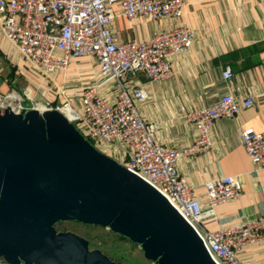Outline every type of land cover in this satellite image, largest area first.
Masks as SVG:
<instances>
[{
  "label": "built area",
  "instance_id": "built-area-1",
  "mask_svg": "<svg viewBox=\"0 0 264 264\" xmlns=\"http://www.w3.org/2000/svg\"><path fill=\"white\" fill-rule=\"evenodd\" d=\"M186 0H0V33L17 49L25 66L54 82L66 76L70 66L82 57H93L100 77L81 87L79 109L66 98L60 106L47 102L39 109L61 110L97 148L137 173L157 190L193 225L218 264H256L239 257L247 246L264 241V216L209 229L203 219L215 206L237 198L242 192L240 177L224 174L204 182L209 207L194 187L181 176V157L197 153L209 143V129L220 118H232L253 103L251 96L222 95L213 103L187 113L198 130V138L183 148L157 141L156 125L139 113L137 102L147 97L143 86L128 85L129 74L144 71L151 78L173 73L171 55L191 47L195 31L178 25L156 32L144 40H122L111 28L113 6L132 18L179 17ZM232 71L226 67L225 78ZM110 86L113 98L99 89ZM66 96L63 84L57 85ZM30 87L0 92V109L15 111L30 107ZM242 143L255 169L264 168V132L247 128Z\"/></svg>",
  "mask_w": 264,
  "mask_h": 264
},
{
  "label": "crops",
  "instance_id": "crops-1",
  "mask_svg": "<svg viewBox=\"0 0 264 264\" xmlns=\"http://www.w3.org/2000/svg\"><path fill=\"white\" fill-rule=\"evenodd\" d=\"M111 28L122 40H144L156 32L178 25L195 31L188 51L171 55L173 73L167 78H151L144 71L129 74L128 85L143 86L147 97L137 102L143 118L156 125L157 141L167 146L183 148L198 138L196 126L187 113L207 106L222 95L251 96L253 103L232 118H220L209 129V143L191 156L181 157L178 170L201 196L204 208V182L224 174L240 177V196L215 206L203 219L209 229L251 218L264 216V168L255 169L242 143V131L252 128L264 132V0H186L181 16L148 18L128 17L118 5L113 6ZM0 57L7 70L22 59L15 46L0 33ZM16 61V60H15ZM15 66V73L2 80L0 92H23L30 87L32 99L28 107L47 102L60 106L66 98L79 109L81 87L95 83L100 77L98 63L93 57L74 62L66 76L57 74L54 82L25 66ZM229 67L230 78L223 76ZM19 68V69H18ZM75 76V77H73ZM22 82H25L23 85ZM63 84L66 96L58 86ZM22 85V90L17 86ZM100 93L113 98L110 86H102ZM243 260L264 264V241L245 247L239 254ZM0 264H7L0 260Z\"/></svg>",
  "mask_w": 264,
  "mask_h": 264
},
{
  "label": "water",
  "instance_id": "water-1",
  "mask_svg": "<svg viewBox=\"0 0 264 264\" xmlns=\"http://www.w3.org/2000/svg\"><path fill=\"white\" fill-rule=\"evenodd\" d=\"M106 227L155 264H218L152 184L91 143L59 109H0V258L7 264H119L57 224Z\"/></svg>",
  "mask_w": 264,
  "mask_h": 264
},
{
  "label": "rangeland",
  "instance_id": "rangeland-1",
  "mask_svg": "<svg viewBox=\"0 0 264 264\" xmlns=\"http://www.w3.org/2000/svg\"><path fill=\"white\" fill-rule=\"evenodd\" d=\"M12 61L17 62V64H14L15 66L23 65L21 64L23 59L18 60L13 58ZM7 69L5 59L0 57V77L2 80L7 76L9 71ZM22 84L24 85L25 82H22ZM57 227L60 230L73 231L86 237L93 244L100 245L101 249L105 250V253L113 257L112 259L118 260L122 264H155L144 257L139 245L130 243L106 227L84 224L78 221L60 222L57 224ZM0 260L2 259L0 258Z\"/></svg>",
  "mask_w": 264,
  "mask_h": 264
},
{
  "label": "trees",
  "instance_id": "trees-1",
  "mask_svg": "<svg viewBox=\"0 0 264 264\" xmlns=\"http://www.w3.org/2000/svg\"><path fill=\"white\" fill-rule=\"evenodd\" d=\"M15 67L13 66H10V70H9V74H10V77H13V75H14V73H15V69H14ZM17 89L18 90H22V85L20 86H17ZM110 231H112V230H110ZM113 232V231H112ZM113 233H116V232H113ZM117 235H119L120 237H122V238H124V239H126L127 241H129L130 243H132V244H135V245H138V244H136V243H134V242H132L131 240H129L127 237H125V236H123V235H121V234H118V233H116ZM90 242V246L91 247H96V248H100L101 249V246L100 245H96V244H93L91 241H89ZM102 251H104L105 252V250L104 249H101ZM142 250V249H141ZM107 254V253H106ZM111 258H113L111 255H109ZM115 261H117L118 263H121L120 261H118V260H115ZM122 264V263H121Z\"/></svg>",
  "mask_w": 264,
  "mask_h": 264
},
{
  "label": "bare ground",
  "instance_id": "bare-ground-1",
  "mask_svg": "<svg viewBox=\"0 0 264 264\" xmlns=\"http://www.w3.org/2000/svg\"><path fill=\"white\" fill-rule=\"evenodd\" d=\"M68 112V114H66V115H69L70 113H69V111H67Z\"/></svg>",
  "mask_w": 264,
  "mask_h": 264
}]
</instances>
